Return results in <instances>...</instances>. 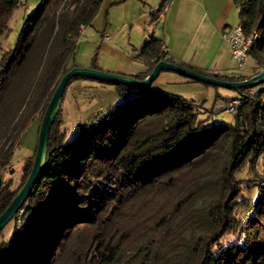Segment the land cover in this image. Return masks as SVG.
Returning a JSON list of instances; mask_svg holds the SVG:
<instances>
[{
  "label": "trees",
  "instance_id": "16d2710c",
  "mask_svg": "<svg viewBox=\"0 0 264 264\" xmlns=\"http://www.w3.org/2000/svg\"><path fill=\"white\" fill-rule=\"evenodd\" d=\"M102 1L41 0L1 54L0 213L33 162L24 165L22 184L10 188L3 173L16 142L35 114L45 111L61 76L76 66L69 61L77 39ZM233 2L238 24L255 36L249 54L261 64L264 0ZM21 3L0 0V35ZM138 55L148 68L130 73L137 78L160 59L228 80L252 76L177 62L154 35ZM114 85L129 98L83 122L71 139L59 127L60 107L49 131L47 162L13 216L10 234L0 238V264H264V163L257 170L264 153V81L232 88L240 99L234 121L210 124L214 108L201 117L205 107L181 94ZM245 165L253 176L238 177ZM211 187L214 197L197 207V196ZM253 188L254 197L246 196ZM241 205L251 212L239 216Z\"/></svg>",
  "mask_w": 264,
  "mask_h": 264
},
{
  "label": "rangeland",
  "instance_id": "374dc122",
  "mask_svg": "<svg viewBox=\"0 0 264 264\" xmlns=\"http://www.w3.org/2000/svg\"><path fill=\"white\" fill-rule=\"evenodd\" d=\"M40 1L22 0V3L14 8L9 18L8 30L0 35V57L3 50L14 45L24 16L34 9ZM117 14H120V12ZM231 20L234 26L239 23L238 11L232 12ZM122 21L120 19L112 20L111 18L109 20L108 14L102 27L97 26L94 22L83 27L69 65L91 67L95 64L99 69L120 73H133L142 69L143 61L138 57L139 45L141 44H136V48L133 44H129L130 26L122 24ZM113 32H116L114 38H112ZM134 32L135 28L131 33V39ZM130 43H132V40ZM262 52L264 53V49ZM225 61L229 72L221 74L253 75L264 69V61L260 64L251 55L241 66L233 59L231 53L227 55ZM151 86L153 89L181 94L185 98L193 100L197 105H202L206 111L201 114V117L206 116L210 108H214V112L208 115L207 124L220 120L233 122L237 104L240 103L237 93L232 88L208 84L168 69L162 70ZM258 87H251L250 91L254 92ZM221 96H230L231 99L226 101ZM128 98L129 95L121 94L112 83L88 77L73 78L67 85L63 96L58 116L59 127L65 130L66 139H71L78 133L83 122L91 121L96 116H102L103 112L109 107ZM43 113L44 111H38L35 114L27 130L16 142L8 167L3 173V178L10 180V188L12 189H16L22 184L24 181V165L34 158L32 156H34L36 150ZM263 163L264 153L258 160V171H261ZM253 174L248 165H245L238 171L237 176L250 177ZM214 195V187L203 189L197 196L195 205L197 207L205 205ZM245 195L253 198L255 188L251 192L245 190ZM250 212L251 210L248 209L247 205H241L238 209L239 216H244ZM18 216H20V213ZM12 225L13 221L10 220L4 226L0 238L10 234ZM20 226L18 222L17 228H20ZM228 237L232 238L233 235L228 234Z\"/></svg>",
  "mask_w": 264,
  "mask_h": 264
},
{
  "label": "crops",
  "instance_id": "0c3cea01",
  "mask_svg": "<svg viewBox=\"0 0 264 264\" xmlns=\"http://www.w3.org/2000/svg\"><path fill=\"white\" fill-rule=\"evenodd\" d=\"M161 1L103 0L93 22L102 27L109 14V20L120 19L130 26L129 44L134 47L154 35L164 39L167 54L177 62L208 72H229L225 58L231 53L230 46L222 34L234 26L231 15L238 10L233 0H167L165 8L157 12ZM115 36L113 32L112 38ZM138 57L143 67L137 72L146 70L145 58Z\"/></svg>",
  "mask_w": 264,
  "mask_h": 264
},
{
  "label": "water",
  "instance_id": "95a60500",
  "mask_svg": "<svg viewBox=\"0 0 264 264\" xmlns=\"http://www.w3.org/2000/svg\"><path fill=\"white\" fill-rule=\"evenodd\" d=\"M176 71L184 76L190 77L195 80L203 81L209 84L223 86L227 88H239L242 86H250L252 84L264 81V69L255 73L249 78L243 80H228L220 77L208 75L184 65L168 61L165 59L158 60L150 72L143 78H137L127 73L107 71L90 66H73L67 72H65L56 88L54 89L50 101L43 113L41 120L38 139L36 145V151L33 158L30 172L28 173L24 183L17 190L14 197L8 204V206L0 213V230L12 220L15 213L21 208L23 203L31 193L35 182L47 162V146L48 136L53 120L59 111L63 96L68 85L69 80L72 77H88L99 81H104L112 84H125L132 85L139 89L149 88L152 82L157 78L159 73L164 70ZM1 183V179H0Z\"/></svg>",
  "mask_w": 264,
  "mask_h": 264
},
{
  "label": "built area",
  "instance_id": "2783aa9c",
  "mask_svg": "<svg viewBox=\"0 0 264 264\" xmlns=\"http://www.w3.org/2000/svg\"><path fill=\"white\" fill-rule=\"evenodd\" d=\"M222 35L229 43L233 59L241 66L250 55L249 51L255 43V36L245 32L240 24L225 29Z\"/></svg>",
  "mask_w": 264,
  "mask_h": 264
}]
</instances>
